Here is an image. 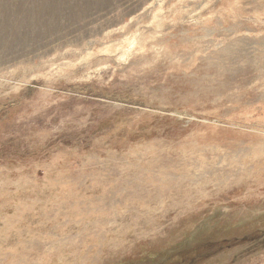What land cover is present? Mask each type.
<instances>
[{"label": "rangeland", "instance_id": "374dc122", "mask_svg": "<svg viewBox=\"0 0 264 264\" xmlns=\"http://www.w3.org/2000/svg\"><path fill=\"white\" fill-rule=\"evenodd\" d=\"M263 160L264 0H0V264H264Z\"/></svg>", "mask_w": 264, "mask_h": 264}, {"label": "bare ground", "instance_id": "6f19581e", "mask_svg": "<svg viewBox=\"0 0 264 264\" xmlns=\"http://www.w3.org/2000/svg\"><path fill=\"white\" fill-rule=\"evenodd\" d=\"M260 151H262V150H260ZM260 151H257L255 153L256 156L261 155ZM253 161H254V158L252 160H250V161H246V159H245V161L240 163L239 166L230 167L229 170H230V172H234V173H245V172H249L250 173L249 168L251 167ZM262 169H264V160L261 163H258V164L255 165L254 171L256 173V172L261 171Z\"/></svg>", "mask_w": 264, "mask_h": 264}]
</instances>
